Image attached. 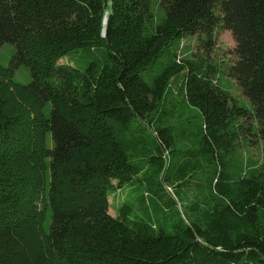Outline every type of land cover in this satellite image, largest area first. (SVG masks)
<instances>
[{
    "label": "trees",
    "instance_id": "1",
    "mask_svg": "<svg viewBox=\"0 0 264 264\" xmlns=\"http://www.w3.org/2000/svg\"><path fill=\"white\" fill-rule=\"evenodd\" d=\"M220 26L253 114L211 58ZM7 43L0 264H264V161L240 155L264 141V0H0Z\"/></svg>",
    "mask_w": 264,
    "mask_h": 264
},
{
    "label": "rangeland",
    "instance_id": "2",
    "mask_svg": "<svg viewBox=\"0 0 264 264\" xmlns=\"http://www.w3.org/2000/svg\"><path fill=\"white\" fill-rule=\"evenodd\" d=\"M107 24V19H105V25ZM199 38V37H198ZM215 47L212 50L211 58L221 66V72H222V85L224 89L229 93L231 98L235 100L238 105L245 108L248 112L253 114V105L251 102L247 99V97L244 95L243 91L235 81V79L231 78L229 76V68L237 61V56L235 54V48H236V42L235 39L231 33V31L225 29L223 26H220L218 30L215 32ZM184 47H187L189 51L192 52H198L199 47V40L196 38L191 39H185L184 41ZM183 47V48H184ZM185 50V49H184ZM15 53V47L12 44H5L0 49V65L4 68H8L10 66V62L12 59V56ZM203 54V52H202ZM74 59H64L60 62V64H71L74 65ZM159 70L158 65L153 67L148 73L143 74V78L147 81H150L152 76ZM13 80L16 83H20L23 85L28 84L31 81V74L30 70L27 66L23 65L20 66L14 74ZM182 102L180 101L179 107L182 106ZM169 107V106H168ZM167 107V108H168ZM180 110H177V113H179ZM191 113V112H190ZM195 116L196 122H202L201 117L199 116V111H194L191 113V116ZM247 126H257V121L253 118V115H251L250 119H247L244 122ZM255 140L254 138H252ZM251 146L244 144L242 146L240 155L244 158H252L257 161H264V141H260L258 144H252ZM170 162H172V159L168 157ZM169 162V163H170ZM139 183H135V185H129L126 186L123 189V192L120 191H114L111 192L109 198H110V212L112 216H115L118 214V209L125 202H135L136 198H140L142 189L138 191ZM131 193L130 190L134 189ZM137 188V189H136ZM115 192H120L115 197L113 196ZM139 208V207H138Z\"/></svg>",
    "mask_w": 264,
    "mask_h": 264
},
{
    "label": "water",
    "instance_id": "3",
    "mask_svg": "<svg viewBox=\"0 0 264 264\" xmlns=\"http://www.w3.org/2000/svg\"><path fill=\"white\" fill-rule=\"evenodd\" d=\"M104 35H105V32H104Z\"/></svg>",
    "mask_w": 264,
    "mask_h": 264
},
{
    "label": "clouds",
    "instance_id": "4",
    "mask_svg": "<svg viewBox=\"0 0 264 264\" xmlns=\"http://www.w3.org/2000/svg\"><path fill=\"white\" fill-rule=\"evenodd\" d=\"M105 32V31H104Z\"/></svg>",
    "mask_w": 264,
    "mask_h": 264
}]
</instances>
